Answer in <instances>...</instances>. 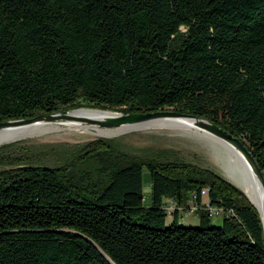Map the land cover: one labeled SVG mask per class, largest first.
I'll list each match as a JSON object with an SVG mask.
<instances>
[{
    "label": "trees",
    "instance_id": "trees-1",
    "mask_svg": "<svg viewBox=\"0 0 264 264\" xmlns=\"http://www.w3.org/2000/svg\"><path fill=\"white\" fill-rule=\"evenodd\" d=\"M78 108L207 119L264 176V0H0V123ZM15 147L0 148V264H264L246 195L172 151ZM193 194L199 226L176 210L165 226V200Z\"/></svg>",
    "mask_w": 264,
    "mask_h": 264
},
{
    "label": "rangeland",
    "instance_id": "rangeland-1",
    "mask_svg": "<svg viewBox=\"0 0 264 264\" xmlns=\"http://www.w3.org/2000/svg\"><path fill=\"white\" fill-rule=\"evenodd\" d=\"M99 139L115 140L120 144L123 151L132 154H146L151 150L172 151L182 161L203 169L211 170L219 177H222L225 181L236 187L226 177L227 173L222 165L226 159L218 147L212 143L210 144L206 142L197 135L191 134L187 131L172 129L170 127H156L129 131L112 138L101 137L93 132L90 133L70 130L65 127L37 137L26 138L4 144L1 145L0 148L16 145L14 148L16 153H14V155L19 156L20 154L26 152L29 156H34V158L39 159L46 146L83 145ZM1 169L6 170L8 167H0V170ZM143 183V194L146 202L148 203L151 195V181L150 174L146 169L143 172ZM204 191L206 193L202 195V199L203 205L207 209V206H209L207 198L208 189L204 188ZM174 205H176V203ZM198 208L201 207L196 205L194 197L188 201L186 206H174L169 210L170 214H167L166 216L165 226L169 227L172 224L174 219L173 211L176 209L178 215L180 216L179 223L181 225L185 227H198L199 217L196 213ZM223 215H225L224 212L214 217L213 222L216 225H220Z\"/></svg>",
    "mask_w": 264,
    "mask_h": 264
},
{
    "label": "bare ground",
    "instance_id": "bare-ground-1",
    "mask_svg": "<svg viewBox=\"0 0 264 264\" xmlns=\"http://www.w3.org/2000/svg\"><path fill=\"white\" fill-rule=\"evenodd\" d=\"M67 116L69 119L63 122H36L1 128L0 146L26 138L37 137L65 127L75 131L93 132L107 138L116 137L129 131L156 127H170L172 129L187 131L220 149L226 159L222 165L227 173V179L247 196L264 221V190L253 168L241 152L229 143L200 128L196 121L183 118H157L137 125L101 129L98 125L87 121H103L109 117L117 116V114L86 108L70 112Z\"/></svg>",
    "mask_w": 264,
    "mask_h": 264
},
{
    "label": "water",
    "instance_id": "water-1",
    "mask_svg": "<svg viewBox=\"0 0 264 264\" xmlns=\"http://www.w3.org/2000/svg\"><path fill=\"white\" fill-rule=\"evenodd\" d=\"M81 109H86V108H78V109H74V110H70V111H61V112L52 113V114H43V115H39V116L29 118V119L10 120V121L0 123V129L7 127V126H12V125H25V124H32V123H36V122H57V121L63 122L64 120L69 119V117L67 116L68 113L75 112V111L81 110ZM92 110H99L102 112H106L105 110H100V109H92ZM108 112H111V111H108ZM112 113H116L117 116L109 117L103 121H98V122L87 121V122H89L91 124L92 123L96 124L101 128H119L121 126H126V125L141 124V123H144V122H147V121H150L153 119H157V118H183V119H189V120L196 121L197 125L200 128H202L206 132L212 134L213 136L229 143L236 150H238L239 152H241L244 155V157L246 158V160L248 161L250 166L253 168V170H254L256 176L258 177V179L261 183V186L264 190L263 173L261 172V169L258 167L256 161L254 160V157L252 156V154L250 153L248 148L239 139L234 137L229 132L223 130L222 128H220L216 124L212 123L211 121L204 119V118L196 117L193 115L180 114V113H177V112L172 111V110H162V111H157V112H153V113H140V114H123V113H118V112H112ZM258 214L260 216L261 224L263 227V235H264V221H263L259 212H258Z\"/></svg>",
    "mask_w": 264,
    "mask_h": 264
},
{
    "label": "built area",
    "instance_id": "built-area-1",
    "mask_svg": "<svg viewBox=\"0 0 264 264\" xmlns=\"http://www.w3.org/2000/svg\"><path fill=\"white\" fill-rule=\"evenodd\" d=\"M204 193H206L205 191H204V189L202 190V195L204 194ZM193 197L195 198V196H194V194H193ZM175 204V202L173 201V200H171V199H166L165 200V205H164V209H165V211L167 212V214H170V212H169V210L171 209V208H173L174 206H177V204L176 205H174ZM168 207H170V208H168ZM208 208V210H209V212H210V214H211V216H213V218L214 217H216V216H218L219 214H221V213H223V210H221V209H216V208H212V207H209V206H207ZM176 210V209H175ZM173 211V210H172ZM171 211V212H172ZM174 212V211H173Z\"/></svg>",
    "mask_w": 264,
    "mask_h": 264
},
{
    "label": "crops",
    "instance_id": "crops-1",
    "mask_svg": "<svg viewBox=\"0 0 264 264\" xmlns=\"http://www.w3.org/2000/svg\"><path fill=\"white\" fill-rule=\"evenodd\" d=\"M202 204H203V199H202Z\"/></svg>",
    "mask_w": 264,
    "mask_h": 264
}]
</instances>
